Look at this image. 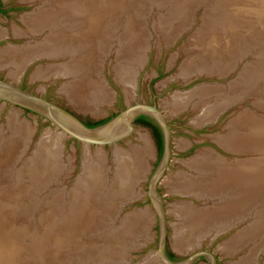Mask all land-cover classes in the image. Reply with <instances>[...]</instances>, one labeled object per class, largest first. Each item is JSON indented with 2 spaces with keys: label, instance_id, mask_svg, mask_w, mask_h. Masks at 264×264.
Returning <instances> with one entry per match:
<instances>
[{
  "label": "bare ground",
  "instance_id": "bare-ground-1",
  "mask_svg": "<svg viewBox=\"0 0 264 264\" xmlns=\"http://www.w3.org/2000/svg\"><path fill=\"white\" fill-rule=\"evenodd\" d=\"M26 1L31 2L32 0ZM42 1L43 3L37 11L24 16V23L33 37L44 33L45 36L40 40H35L33 44L10 45L6 50L0 51L1 70L8 69V76L18 80L23 72L38 60L68 58L63 63L40 65L32 79L48 80L59 77L68 79L64 86L62 85L63 93L77 108L99 116L102 112L101 106L110 104L113 100V92L102 76L103 64L106 56L115 47L111 44L115 38H118L116 31L120 25L121 15L128 14L129 23L123 39L130 38V41L126 42V45H118L120 47L117 50L115 70L120 84H123L129 91H134L137 88L138 76L147 58L148 44L144 30L141 29V27L143 28L140 25L141 21L137 22L142 14L139 17L137 14L134 15V11L138 13V9L134 10L133 8L134 0ZM195 3H197L196 0H188V3L177 4L178 11L171 15L172 19L169 23L171 29L176 28L175 32L179 31L180 33L186 29L185 26L190 25L191 12L194 10L192 6ZM140 10L142 9L139 8ZM212 13H216V11L213 10ZM244 17H247L245 13ZM244 17L238 13L235 19L240 22L246 21L248 24L249 21ZM186 18L188 22H186ZM225 19L235 25L232 17ZM263 19L264 16L260 17L258 22ZM183 21L185 24L182 26L180 22ZM208 21H211V24L206 26L205 34L198 40L199 43L213 42L216 39H222V36L230 35L232 37L235 33L234 29H231L232 27L221 26L217 20L209 19ZM210 25L214 27L211 29ZM260 30L263 29L260 28ZM20 31H17L16 34L23 35L25 32ZM252 31L250 30V33ZM210 33H212L211 37ZM223 40L228 43L227 39ZM119 42L121 43V40ZM199 46L205 50L204 54L199 57L200 59L185 62L183 75L186 77L202 72L225 74L250 48L258 47L255 45ZM209 46L216 47L217 50L209 51V49L207 50ZM260 47L261 50L257 48L258 50H255L254 54L258 60L245 68L242 75H239L237 83H231L232 91L240 90L244 95L248 91H258L260 94V90L264 86V49H262L263 46L260 45ZM206 64L213 67L214 70L219 69L216 71L206 70ZM223 92L222 86L219 85L202 86L189 94H179L173 103L174 108L181 112L195 98L204 100L213 94L220 97L224 94ZM237 98L227 96L222 100L220 98L221 102L217 104V101V105L208 106L203 114L199 115L196 122L201 125L215 121L225 109L234 104ZM259 105L264 108V103ZM17 115L18 113L9 118L5 129L0 127V237L6 239L5 246L1 247L3 244L0 245V249L2 248L0 259L6 257L7 254L10 255L7 259L0 261V264L22 263V258L13 260L12 257L16 255V252L5 250L11 241H7V239L14 237L16 242L23 246L20 254H23L24 260L25 255L34 251L40 253L48 251L49 256L58 254L62 244H64L62 247L73 245V248H81V245L73 240V237H76L74 236L75 228L81 222L99 224L97 226L100 228L97 231L101 234L98 236L103 238V242L93 243V246L99 250H101L102 246L100 245L102 244L105 248L109 242H119L122 238L119 235L122 234V230L120 226L115 225L119 212L126 202L140 197V192L136 187L141 180L146 178V174L150 170L149 159L154 153V148L148 134H139L138 140L141 143L134 146L133 150L130 149V152L122 150L117 146L118 144L116 145L114 149L116 167L112 179L104 154L101 155L99 152L98 159H95L90 154L89 145L84 144L83 174L79 178L75 190L78 193L76 198L79 201L68 206L66 199L68 195L63 197L62 192L55 191V189L50 194L49 190H51V184L59 182L60 177L69 169L61 160L62 143L69 135L62 129L59 132L56 129L58 133L47 131L43 139L35 146L32 155L27 156L33 131L26 122L19 120ZM116 130H120V127H117ZM218 142L227 151L241 153L262 151L264 150V119H260L255 114L246 113L229 124L228 133L219 135ZM187 165L194 173L182 172L180 175L167 178L166 185L176 193L217 201L213 202L211 206L208 204L207 207L201 208L188 202L174 210V213L182 220L181 226L179 225V233L183 231L175 242L177 250L180 252L191 250L197 244L194 245L197 240L204 238L215 229L222 232L241 222L255 208H258L257 213L260 214V232L242 231L237 235L236 240L226 246L227 251L234 250L231 252H235L245 243L258 237L261 238V241L264 240V160L229 162L210 150L197 154L187 162ZM27 167H30L29 171L26 170ZM47 191L49 193L46 194ZM63 194L65 193L63 192ZM29 203L32 206L29 207ZM48 203L56 207L55 219L59 218L61 212L65 215L58 227L60 232H56L60 237L51 236L46 240L42 238L31 240L32 238L26 234L34 230H31L33 228L31 223L26 222L32 216H24L25 219H23L20 209L24 207L31 212V209H35L36 212L37 209ZM147 214L143 211L141 216L134 213L125 218V224L128 226L126 229L130 234H135L137 230L139 233L142 230L140 228L146 226ZM109 225L111 226L109 227ZM112 228L114 229L112 230ZM140 233L142 232L140 231ZM31 234L36 235L38 232L36 230ZM104 237H111L112 241H107L108 238ZM28 238H30L29 244L25 243ZM28 245H30V250ZM258 249L259 246L254 247L251 254L237 264H255Z\"/></svg>",
  "mask_w": 264,
  "mask_h": 264
},
{
  "label": "rangeland",
  "instance_id": "rangeland-1",
  "mask_svg": "<svg viewBox=\"0 0 264 264\" xmlns=\"http://www.w3.org/2000/svg\"><path fill=\"white\" fill-rule=\"evenodd\" d=\"M196 1L197 3L192 6L194 10L191 12L192 18L190 25L185 26L186 29H184L181 34L179 31L175 32L176 28L171 29V24L169 23L172 19L171 15L178 11L177 4L181 2L188 3V0L133 1L134 10L138 9V13L134 11V15L137 14L139 17V15L142 14V19L138 18L139 20L137 19V22L141 21L140 25L143 26L141 29L144 30L149 50L146 52L147 63L145 62L139 73L138 86L134 91H129L123 84L118 82L116 77L117 73L115 67L117 64V50L120 46L126 45L125 43L130 41V38L123 39L124 34L127 32L126 29L129 23V18L127 17L128 14L121 15L120 25L116 31V37L119 39L115 38L114 42L111 44L115 47H113L110 53L106 56L102 69V76L106 80L109 89L113 92V100L110 104H104L101 106L102 112L99 116L94 115L92 112H86L79 107L78 109L70 101L66 94L63 93L62 88L68 79L64 77L54 79L51 78L48 80L32 79L34 72L40 65L57 64L60 62L63 63L68 58L59 60H38L31 64L23 72L18 80H14L8 76V69H0V79L12 82L14 85H18L24 89L32 91L33 93L60 105L86 122H101L111 119L118 113L125 110L128 106L134 105L136 103L157 106L164 114L172 132V151L170 162L168 168L157 183V194L160 199V203L163 205V208L166 212V250L170 251L177 257L174 261H183L196 253L209 252L214 256L216 262L215 264H237L242 262L245 257H248L254 247L259 246V249L256 252L255 264H264V240L262 239L261 241L260 237L245 243L235 252H231L234 250H231L230 252L227 251L226 247L229 246L231 242L236 240L237 235H239L244 230H255L256 233L260 232L261 228L259 229V226L261 221L259 220L260 214L257 213L258 208H255L256 210L253 209L252 211L254 212L251 211L247 218L237 223L236 226H234L229 231L225 229L222 232L218 230L220 231L218 232L215 229L214 231L207 234L208 236L206 235L204 238L202 237V239L197 240L194 243V245L197 243V246L195 245L191 248V250L187 249L186 251L180 252L176 249L175 242H177L179 235H182L183 231H180L182 233H179V225L182 220L174 213V210L178 209L177 207L180 205L188 202L192 203L193 206H196L197 208H201L207 207L208 204L211 206L213 205L212 203L217 200L209 201L202 198L198 199L194 195L189 196L182 193L173 192L172 188L166 185V179L178 174L180 175L182 172L194 173L193 170L188 167L187 162H189L190 159L197 154L210 150H213L217 155L229 162H236L238 160H247L250 162L253 160H264V150H260L259 152H243L238 154L233 153V151H227L218 142L219 135H226L228 133L229 124L238 120L244 114H255V116L259 117L260 119H264V108L259 105L260 103H264V86L261 85L262 88L260 90V94H258V91H248L244 95L241 94L242 92L240 90H231V83H237V80H239V75H242L243 71H245V68L249 67L251 64H254V62L258 60V57L254 55L258 50L257 48H260L259 50H261V45L263 46L262 49H264V19L258 22V19L264 16V2L263 0ZM42 3V0H32L31 2L26 0H1L0 51L6 50L10 45L21 46L25 44H33L35 43V40H40L45 36L44 33L42 35H38L39 37L35 35L33 37L24 23V16L37 11ZM139 8L142 10L139 11ZM213 10H215L216 13H212ZM238 13H241V17H244L245 13L247 17L244 18L247 19L249 23L247 24L246 21H244V23L235 19ZM229 17H232V21L235 22V25L230 21H226L225 18ZM209 19L217 20L218 24L221 26L228 25L229 28L232 27L231 29H234L235 32L234 35H232V37L230 35L227 37L222 36V39H216L213 41L215 43H199L198 40L201 39V37L205 34L206 26L211 24V21H208ZM186 22H188L187 18ZM180 24L183 26L185 22H180ZM211 27L214 26L210 25V28ZM259 27L263 30H260ZM250 30L253 31L250 33ZM17 31H25L26 33L24 32L23 35H17ZM211 36L212 33H210V37ZM223 39H227L228 43H225L226 40ZM120 40L121 43L119 42ZM199 45H255L258 47L250 48L246 54H243L235 63L233 68L229 69L225 73L226 75L219 74L218 72H202L194 75L190 74L186 77V75H183V66L185 62H189L191 60L194 61L204 54L205 50H203ZM208 49L209 51L217 50L216 47L210 46L207 47V50ZM205 68L206 70L212 69L211 71H216L219 69L216 68L214 70L213 67L208 64H206ZM216 85L222 86L224 96L222 95L220 97H216V95L213 94L207 96V98L204 100L195 98L194 101L190 102L187 108L181 110V112L175 110L173 103L179 94H189V92L195 91L197 88L202 86L209 87ZM225 95L227 97L234 98H237L240 95L242 96L235 99L234 104L225 109L215 121L203 123L201 125L200 123L196 122L198 121L197 119L199 115L201 116L208 106L219 104L221 102L220 98L222 100V98L226 97ZM196 102H199V104H196ZM17 113L19 120L26 122L33 131L27 149V156L32 155L31 153L34 152L36 148L35 146L40 140L43 139L47 131L56 133V129H58V132L61 130L55 124H52L49 120L42 117L41 115H37L18 105H13L4 101H0V127L5 129L9 118ZM139 134H148L154 148V153L152 155L153 158L151 157L149 159L150 170L147 173L148 175L146 174V178L141 180L138 184V187H136L140 192L139 200L124 209L121 218L115 223V225L119 226L127 213L133 212L132 214L135 213V215H142L143 211L147 212V224L143 228H140L142 229L140 230L142 233H140V231L138 233V230H134L136 233H132V236L130 235L131 238L128 241V244L134 241L135 243L141 244L142 246H140V248L137 250H132L130 254L133 257V262L135 264H164L161 262L158 255L160 241V217L148 195L149 181L162 159V157H159L157 141L149 129L135 124V131L133 134L125 141L120 142L117 146L122 148V150H128L130 152L133 150L134 146L136 147L141 143L140 140H138ZM115 147L116 145L104 147L89 145V151L93 158L98 159V154H104L105 160L107 161L106 165L109 169L108 171L110 172V178H114V170L116 167V163L114 162ZM61 160L66 166H68L69 169L64 172L62 177H60L61 179L59 182H54L51 184V190L49 191L50 194H52V190H60L63 197L68 195L66 199L67 204H69L68 206H70L71 204H75L77 201H79L78 198H76L78 193H76L75 190L77 189V182H79V178L83 174L85 161L84 144L78 142L74 138H65L62 143ZM30 165L31 164L29 163V166ZM26 170L29 171L30 167H27ZM58 187H60V189H58ZM49 191H47L46 194L49 193ZM63 192L65 194H63ZM28 206L30 207L32 204L30 205L29 203ZM55 208V205L48 203L42 208L37 209L36 212L35 209H31V212L30 210H27V208L25 209L23 207L20 209V213L22 214L21 217L23 219H25L24 216H32L31 219H27L28 222L26 223H31V227L40 229L39 237L46 240L51 236H57L56 232H60L58 227L65 218L64 213L60 211L62 214L59 213V218L55 219ZM89 226L91 225L89 224ZM89 226L87 228H89ZM113 229L114 228H112V230ZM85 234H87V231ZM59 237L60 235L57 236V238ZM15 239V237L7 239V241H11L8 243V247L5 249L16 252V255L12 257L13 260L23 258V254H20L23 246H20V244L16 242ZM95 241L97 244H100L103 242V238L98 236ZM5 242L6 239L4 237H0V245L3 244L1 247L5 246ZM29 242L30 238H28L25 243L29 244ZM63 245L64 244H62V246ZM28 246V249L30 250V245ZM88 249L94 254L100 251L97 247L94 248L93 245L88 247ZM0 250H2V248ZM9 256L10 255L7 254L6 257H3L0 259V261L4 260L5 258L7 259ZM79 264H97V262L85 260L79 261ZM193 264H213V262L208 255H202L197 258Z\"/></svg>",
  "mask_w": 264,
  "mask_h": 264
},
{
  "label": "water",
  "instance_id": "water-1",
  "mask_svg": "<svg viewBox=\"0 0 264 264\" xmlns=\"http://www.w3.org/2000/svg\"><path fill=\"white\" fill-rule=\"evenodd\" d=\"M183 31L184 30H182L180 34ZM0 101L18 105L37 115H41L42 117L49 120L52 124H55L58 128L64 130L70 138H74L78 142L101 147L115 146L128 139L135 131V121L138 117L147 116L151 118L161 128L164 138L162 159L149 181L148 191L149 198L160 217V241L158 249L159 258L164 264H193L194 261L200 256L208 255L211 258L213 264L216 263L214 256L209 252L193 254L183 261H174L170 259L167 254L166 212L163 208V205L160 203V199L157 194V183L168 168L170 162L172 151V132L164 114L157 106L136 103L134 105L128 106L125 110L118 113L107 122L95 127H91L88 125V122L80 119L78 116L61 107L60 105L47 100L46 98L35 94L30 90L24 89L18 85H14L12 82L2 79H0ZM117 127H120V130H116ZM233 153L239 154L241 152ZM139 198H135L125 203L119 212L117 221L121 218L124 209L137 202ZM132 213L133 212L127 213L119 225L122 230V234H119L122 236L119 242H113L111 237H107L112 241V243L109 242L108 246L106 244L107 247L105 248L104 244H102V248L100 251H98V253L94 254L93 252H90L88 247L94 245L93 243L97 244L95 239L98 237V234H101V232L97 231L100 228V226H97L99 224L81 222L75 228L74 236L76 237H73V240L76 241L78 245H81V248H73V245L63 248L61 247L58 250V254H54L52 256H49V253L47 254L48 251L45 253L34 251L33 253L25 255V260L23 257V261L20 264H79V261L85 260L96 261L97 264H135L130 252L132 250L139 249L142 245L135 242L128 244L131 234L126 229L128 226L125 224V218L130 216ZM89 224L91 226H89ZM235 225L227 228V231L232 229ZM88 226L89 228H87ZM37 229L38 228H32L31 230H34L33 232H35ZM85 229L87 234H85ZM33 232L30 231V233L26 235L31 237V240L40 238V229L37 230L38 234L36 235L31 234Z\"/></svg>",
  "mask_w": 264,
  "mask_h": 264
},
{
  "label": "trees",
  "instance_id": "trees-1",
  "mask_svg": "<svg viewBox=\"0 0 264 264\" xmlns=\"http://www.w3.org/2000/svg\"><path fill=\"white\" fill-rule=\"evenodd\" d=\"M0 12H1V6H0ZM109 119L105 120V121H101V122H88V125L91 127H95L98 126L100 124H103L105 122H107ZM140 124H145L149 127H151L154 131V136L156 137L157 140V145H158V149H159V157L161 158L163 155V150H164V138H163V133L161 128L149 117L147 116H140L137 118V121ZM168 256L170 257V259L175 260L177 257L171 253L170 251H167Z\"/></svg>",
  "mask_w": 264,
  "mask_h": 264
},
{
  "label": "flooded vegetation",
  "instance_id": "flooded-vegetation-1",
  "mask_svg": "<svg viewBox=\"0 0 264 264\" xmlns=\"http://www.w3.org/2000/svg\"><path fill=\"white\" fill-rule=\"evenodd\" d=\"M136 121H137V119H136ZM135 121V124H138V125H141L142 127H145V128H147V129H149L151 132H152V134H153V136H154V131H153V129L151 128V127H149V126H147V125H145V124H140V123H138V122H136ZM154 138L156 139V137L154 136ZM157 141V140H156ZM167 251V250H166ZM168 254V253H167Z\"/></svg>",
  "mask_w": 264,
  "mask_h": 264
}]
</instances>
